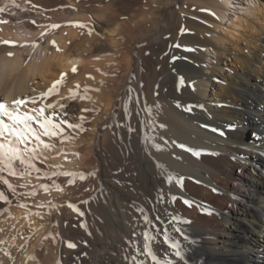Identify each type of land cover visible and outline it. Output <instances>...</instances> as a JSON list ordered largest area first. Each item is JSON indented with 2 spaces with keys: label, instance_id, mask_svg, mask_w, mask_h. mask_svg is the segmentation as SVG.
Listing matches in <instances>:
<instances>
[{
  "label": "bare ground",
  "instance_id": "6f19581e",
  "mask_svg": "<svg viewBox=\"0 0 264 264\" xmlns=\"http://www.w3.org/2000/svg\"><path fill=\"white\" fill-rule=\"evenodd\" d=\"M104 1L8 0L23 34L0 13V102L52 145L2 173L0 264H154L145 232L160 264H264V0L229 25L233 0Z\"/></svg>",
  "mask_w": 264,
  "mask_h": 264
},
{
  "label": "snow or ice",
  "instance_id": "6c2138e0",
  "mask_svg": "<svg viewBox=\"0 0 264 264\" xmlns=\"http://www.w3.org/2000/svg\"><path fill=\"white\" fill-rule=\"evenodd\" d=\"M17 7H19V5H17ZM4 11L5 8L0 7V13ZM53 27L56 26L54 25ZM9 55H11V53H9ZM32 102L35 103V101ZM24 103L25 101L22 100L14 101V104L17 106V108ZM49 107H51V105H49ZM40 115L43 116V109H40ZM36 119H37L36 117L30 115L27 112L20 113L19 111H10L7 105H5L3 102H0V182L7 184L9 189H11L12 191H15V189L12 188V185L8 184V181L4 179L2 173L5 170H7L10 175L15 176L17 174L15 170L17 162L20 166H25L27 168L33 167L31 163V157L27 160L24 158V154H23L24 149H21L20 145H24L25 149L30 151L33 155L36 154L37 148L39 147H43V148L52 147V145L50 144L43 143L40 140L39 135L35 133L31 122ZM8 121H10V123ZM69 126L72 127V125ZM40 127L44 129L45 136H58L62 132V129H59V125L47 119L40 123ZM32 140L36 141L37 147L28 149L27 146L29 143H31ZM193 154L198 155V153L195 152ZM56 175L72 176L73 174L57 173ZM84 178L85 177L80 176V179H84ZM73 182L74 181L71 180L69 181V183H73ZM169 182H171V178H169ZM41 187L45 191H48V185H41ZM56 187L59 188L58 185ZM0 200H6V197L3 195V193H0ZM69 207H72L75 210L74 205L70 204ZM144 219L146 223H151V221H149L147 217H145ZM173 219H178V218H173ZM175 230L180 231L179 228H176ZM143 237L145 241L144 250L146 254L151 258L154 264H160L157 255L153 252L149 243L153 239V237L147 232L143 233ZM165 241L169 244V247L173 249L175 255L177 257L182 258V252L180 250L179 243L171 241V238L168 237L167 234H165ZM69 246L73 247L74 245L70 244ZM137 251H139V249H137ZM131 259L135 261L136 256H132Z\"/></svg>",
  "mask_w": 264,
  "mask_h": 264
},
{
  "label": "rangeland",
  "instance_id": "374dc122",
  "mask_svg": "<svg viewBox=\"0 0 264 264\" xmlns=\"http://www.w3.org/2000/svg\"><path fill=\"white\" fill-rule=\"evenodd\" d=\"M108 2L110 1V0H107ZM106 0L104 1V4H106V3H108ZM262 1V0H233V2H232V6H231V9H230V12L228 13V19H227V21H226V25H229L230 23H231V21L232 20H234L235 19V16L237 15V14H242V12L246 9V8H249V7H254V6H256V4L257 5H259L260 4V2ZM0 2L4 5V8H5V10H7L8 12H10V14H11V23H13V24H15V25H17L18 27H20V33L21 34H23V30L25 29L24 28V26H26V24H27V22H28V19H27V15H30L31 14V12L30 11H27V10H24V9H21V10H17V8H15V7H17V5H14V4H11V3H8V0H0ZM19 3H20V5H21V7H27L28 5H27V3H28V0H19ZM19 3H18V5H19ZM254 4V5H253ZM251 5V6H250ZM236 12V13H235ZM240 12V13H239ZM234 13V14H233ZM234 15V16H233ZM62 17H66V19H71L72 18V16L71 15H69L68 13H66L65 11H62V14H61V17L60 18H62ZM230 17V18H229ZM38 18H43V16L42 15H38ZM27 21V22H26ZM95 32H96V35L97 36H99V38L101 39L102 38V34H101V29H96L95 30ZM99 35H98V34ZM103 39V38H102ZM103 44L105 45L106 44V42H105V40H104V42H103ZM21 46H23V47H30V53H36L35 51H36V49H37V44L36 43H33V44H28V43H21ZM241 46H244V44H241ZM240 46V47H241ZM242 48V47H241ZM161 47L159 46V47H155V49L151 52V57H153V58H156V57H158V55L160 54V52H161ZM98 51H101L100 49L98 50ZM107 51H105V53H106ZM95 53H97L96 55H95ZM100 53V54H99ZM97 52V50H95V51H93V53L91 54H89L90 56H92L93 58L92 59H96L97 58V60H102V59H104V58H107L106 56H108L109 55V53H104V51L102 50V54H101V52ZM152 54H154V55H152ZM95 55V56H94ZM98 55V56H97ZM106 55V56H105ZM157 55V56H156ZM209 55H210V59H208V66H212V64L213 63H215V59H213L214 57H215V55L212 53V52H209ZM90 56H89V58H90ZM97 56V57H96ZM102 56H103V58H102ZM155 56V57H154ZM100 57V58H99ZM91 59V58H90ZM231 62H233V63H231L232 65H233V67H237L238 66V63H237V61H234V60H232ZM231 65V66H232ZM208 72H209V70H207ZM103 79H104V75H103ZM103 81V80H102ZM102 81H100V82H102ZM103 82H106V80L104 79V81ZM102 82V83H103ZM104 84V83H103ZM83 87V86H82ZM82 87L81 88H79V93L77 92L76 93V95L75 96H81L82 94H84V92L82 91L83 89H82ZM91 89H93V88H91ZM79 97H78V99H77V97H75L74 98V100H75V102L73 101V99H72V102H71V105L70 106H73L74 105V108L73 107H71V109H72V112H78V109L80 108V99H79ZM77 102V103H76ZM80 102V103H79ZM74 103V104H73ZM79 104V105H78ZM99 112L100 111H98V112H96V114L98 113L99 114ZM251 136H254V133H251V132H247V134L245 135V139L246 140H249L250 138H251ZM72 244V243H71ZM46 257V252H43V253H41V255L40 256H37V257H34V258H28V259H26V262H25V264H27V262H29L28 264H33V262L34 261H36V262H34V264H40L42 261H43V258H44V256ZM42 258V259H41ZM32 259H34V261H31ZM41 259V260H40ZM46 258H44V260H45ZM29 260V261H28ZM31 261V262H30ZM39 261H40V263H39Z\"/></svg>",
  "mask_w": 264,
  "mask_h": 264
}]
</instances>
